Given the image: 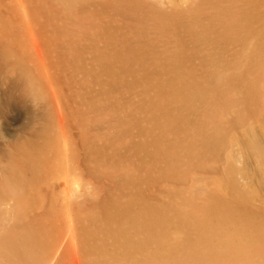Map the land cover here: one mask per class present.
<instances>
[{
	"label": "bare ground",
	"instance_id": "1",
	"mask_svg": "<svg viewBox=\"0 0 264 264\" xmlns=\"http://www.w3.org/2000/svg\"><path fill=\"white\" fill-rule=\"evenodd\" d=\"M52 3L55 7L54 26L57 25L54 36L47 38L49 53L36 25L27 15L26 0H0V61L3 60L0 70L9 65L17 70L12 78L0 72L3 76L0 80H26L31 88L30 103L39 109L35 66L54 101L59 134L53 139L38 133L34 126L28 141L14 138L0 143V264H8L7 259H13L12 262L20 260L22 256L36 262L40 260L45 245L52 241V237L48 240L46 233L42 234L39 230L35 218L38 214L33 210L41 209L45 200L53 202V194L55 196L54 192L59 189L66 215L60 235L61 242L69 251L68 264H264V217L247 208L246 201L253 197V192L242 188V183L247 184V178L241 176L242 182L235 180L239 169L231 175L234 180L230 178L233 194L229 201L221 197L213 202L192 200L190 208L182 210L181 217L177 218L170 216L164 207L154 209L151 206L153 203L149 202V196L144 198L142 193L145 190L141 189L146 178L137 176L139 168L141 172L148 171L154 146L159 155L166 156L165 145L168 142L170 146L175 138L167 141L165 130L177 132L182 128L183 121L191 122L199 114L208 115L205 105L216 99L218 91L227 93L235 80H246L241 71L228 72L236 61L231 58V52L233 55L241 54L239 59L246 65L264 71V30L261 24L264 0H52ZM79 15L87 19L82 23V31L71 27ZM116 15L139 21L145 33L148 32L145 25L149 24L148 19H152L155 40L142 38L138 42L140 46L137 44L136 47H133L132 37L120 40L119 26L108 22V19L115 22ZM91 29L94 30L92 40L91 34H88ZM159 30L163 33L162 37ZM77 31L78 34L86 33L84 40L94 48L90 49L94 55V60L90 62L99 66L114 67L117 58L121 57H118L119 51L124 50L127 61H143L148 74H151V62L158 58L159 53L160 58L172 62L167 64L174 72L169 70L163 74V80L170 82L179 76V70L186 69L184 62L187 58H198L207 67L202 66L203 79L214 80L215 83L206 87L190 75L185 77V74H180L179 81L195 80L182 82L185 84L182 88L191 90L179 92L183 105L181 109L161 110L160 115H156L151 105L143 113L126 114L124 118L116 119L113 128L107 127L106 119L101 117L96 123L100 129L98 133L86 136V130L82 129L78 140L76 134L70 132L72 142L68 143V122L60 106L54 81L55 70L48 62V55L52 54L57 61L64 52L70 53L71 47L76 49L74 44L81 37L75 36L74 40L71 33L75 35ZM251 34L253 40L246 41ZM94 40H97L96 44L92 43ZM231 43L237 48L231 49ZM244 44L246 49L242 48ZM162 53L166 56L163 57ZM62 58L67 60V56ZM27 61L31 63L28 66L25 64ZM106 76L107 73L103 74V77ZM108 84L113 90L117 82L109 81ZM1 90L0 116L4 107L28 100L24 94L16 96L10 87L2 89L0 86ZM160 91L161 88L156 89V96L160 95ZM36 114L35 122L40 120V113ZM156 127L159 129L155 130ZM107 128L114 129L112 137ZM224 132L221 126L215 125L210 128L202 125L197 131L187 132L188 140L183 144L182 157L209 155L212 147L224 142ZM257 147L264 163V151ZM108 155L126 162L130 160L129 168L122 172L109 171L105 165ZM170 158L172 167H176L179 158ZM89 162L100 167V171L94 173L98 180L105 179L109 174L118 176L122 192L128 190L125 201L115 200L97 207L99 188L85 179L83 168ZM197 191L205 193L206 186L198 185ZM138 193L142 198H138ZM89 197L95 199V207L89 208L92 211L87 219L86 215L73 217L71 199L84 204ZM78 219H85L87 224L84 221L77 227L75 221ZM172 223H176L173 227H181L180 233L184 234L176 242H171L168 234Z\"/></svg>",
	"mask_w": 264,
	"mask_h": 264
},
{
	"label": "rangeland",
	"instance_id": "2",
	"mask_svg": "<svg viewBox=\"0 0 264 264\" xmlns=\"http://www.w3.org/2000/svg\"><path fill=\"white\" fill-rule=\"evenodd\" d=\"M26 5L27 15L36 25L42 42L49 52L50 44L47 42V38L52 35L54 36V29L57 25L54 26V4L52 0H45L43 2L42 0H26ZM8 16L9 13L6 12V17ZM116 16L117 19L115 22H111V19H108V22L112 25L115 24L119 26L118 33L120 40H125L124 37L126 36L132 37V42L135 44L132 43V45H134L133 47H136L142 38L155 40L151 29L152 19H148L149 21L147 22L149 24L145 25V27L148 28V32L145 33V28L139 21H132L126 16ZM77 20L73 21L71 27L75 30L78 29L82 31V29H84L82 23L86 22L87 19L79 15ZM215 22L218 23L219 21ZM261 24L264 30V18L261 20ZM86 27H88V24H86ZM93 33L94 30L92 29L88 32V34H91L90 40L93 39ZM71 35L74 40L76 39L75 36H80L81 39L76 43L74 42V45L77 47L76 49L71 47L70 53L63 51L64 53L62 52L63 54H61L59 51L62 57L67 56V60L63 61L61 57L59 59L57 58V61H55V57H53L52 54L48 55V62L53 64L55 70L54 81L60 100V106L68 122V143L72 142L70 132L76 134L78 140L80 139L82 129L86 130V136L98 133L100 129L97 128L96 123L98 118L101 117L106 119L107 127L113 128L112 125L116 122V119L120 117L124 118L126 114L143 113L144 110L151 105L154 107L156 115L159 114L161 110H171L173 108L181 109L183 105L178 94L181 91L187 93L190 89L182 88L185 85L182 82L195 80L187 79L179 81L178 77L180 74H185V77L190 75V78L197 79L196 82L202 83L206 87H212L215 83L214 80L203 79V69L207 67L198 61V58L190 60L187 58V61L184 62V67L186 69L179 70V76L175 77V80H170V82L163 80V74H165V71L168 72L169 70L174 72L173 69L168 68L170 65L167 64V62H172L169 59L160 58L159 53L158 58H154L151 62L153 72L151 74H148L147 67L142 64L143 61L139 60L137 63L134 61H127L125 59L127 52L125 53L124 50H121V52L119 51L118 57L120 55L121 57L117 58V65H113L114 67L99 66V64L90 62L94 60V55L90 52V49L94 48L89 47L87 45L89 42L84 40V38H86V33L84 35L81 34V32L78 34L77 31L75 35L72 33ZM159 35L161 37L163 36L160 30ZM252 40L253 36L251 34L246 41L250 42ZM96 42L97 40L92 41V43L95 44ZM138 46L140 45L138 44ZM245 46L246 44H244L242 48L246 49ZM121 48H123L122 43ZM233 48L236 49L237 47L234 43H231V49ZM165 56L163 54V57ZM230 56L236 61L228 68V72L241 71L244 73L246 80H235L231 87H229L227 93L218 91L216 93V99L213 98L212 101L210 100V102L205 105L206 110H208V115L199 114L198 116H194L191 122L183 121L182 128L177 132H174L173 129L165 130L167 141L175 138V141L172 142L170 146L168 142L166 143V156L164 155L163 157V155H159L157 153V148L154 146V149H151V161L148 171L141 172L139 170L140 168L138 169L137 176L146 178V182L142 184L141 188L145 190V192L142 191L144 198L149 196L148 200L151 204L153 203L151 206H153L154 209L155 207H164L170 216H175L174 218L181 217L180 212L189 209L192 200L195 202H211L221 197L229 201L233 194L230 178L233 176L232 173L237 169L239 170L234 176L235 180L242 182L241 176H244L248 181L246 185L242 183V188H249L253 192V197L249 201H246L247 208H250V210L256 212L259 216L264 217V163L259 151L256 150V147L259 146L264 151V71L256 70L252 68L251 65H246L245 62L239 59L241 58V54L240 56L238 53L233 55L231 52ZM142 58L143 57H140L139 59ZM183 59L184 58L180 60L182 61ZM162 61L164 63H162ZM0 62H3V60ZM25 64L28 66L31 63L27 61ZM129 67H131V69H128ZM247 67L250 69L248 70ZM2 69L3 71L0 70V72H5L7 77L12 78L17 74V70L10 65L6 68L2 67ZM34 70L38 77L39 109H37L34 104L30 103L31 88L28 83H26V80H0L2 89L10 87L16 96L24 94L26 99H28L24 101V103L4 107L5 110L0 116V143L5 140H13L14 138L28 141V139L32 137V129L34 126L38 130V133L42 135L50 136L53 139L59 136L54 101L50 97L45 80L43 78L41 80L35 66ZM106 73L108 77H103V74ZM0 78H3L1 74ZM109 81L117 82L116 88L114 87L112 90L108 84ZM119 85L121 86L120 88ZM157 88H161L160 95L158 96L155 94ZM92 89L95 90L93 91ZM0 93L2 94V90ZM143 96L145 98H143ZM36 111L40 113V120H37V122H35L37 116ZM202 125L207 128L213 125L221 126L225 131L224 142L216 147H212L210 149L211 153L208 152L209 155L207 154L206 156L200 157L194 154L190 158L186 156L182 157L184 154L183 144L187 143L188 140L186 136L187 132L197 131ZM155 126L157 125L155 124ZM110 128L107 129L111 131L109 132L112 137L114 129ZM158 129L159 128L156 127L155 130ZM74 139L76 138H73V140ZM170 156L179 158V164H176L174 168L170 162ZM112 159L114 158L110 155L107 156V159L105 158V165L109 171L122 172L125 171L126 167L129 168L128 164H130V160L126 162V160L114 159L115 161H113ZM94 164V162H89L83 168H85L86 172L85 179L91 181L93 185L95 183L99 188L97 193L100 195V201L97 207L101 208L102 204L110 203L115 200L125 201L128 190L122 192L123 186L118 182V176L109 174L105 179L102 178L98 180L95 178L94 173L97 174L100 171V167ZM227 165L229 168H227ZM182 168L186 169V171ZM115 179H117V181H115ZM198 185H205L207 191L205 193L196 192V190H198ZM54 193L56 196L55 197L53 194L54 203L45 200L41 209L33 210L35 214H38L35 215V218L38 221L39 230L42 234L46 233L45 237L48 240L52 237V241L45 245L40 260H37V263L33 259L31 260L22 256L20 260L14 262H12L13 259L5 260L8 264H68L67 256L69 251L67 252V248L64 247V242H61L62 239L60 235L62 232L61 225L66 219L65 210L62 206L63 195L60 189L56 190ZM107 194L109 195L107 196ZM141 196H139L138 193L139 199L142 198ZM94 203L95 199L90 197L84 204H78L75 198L71 199L72 216L77 217L86 215L87 219L88 214L92 211H89V208H92ZM93 210L95 211V209ZM84 221L87 224L85 219L76 220V226L80 227V223ZM178 221L179 220H177L176 223H178ZM176 223H172L170 229H168L171 242L180 240L178 237L184 235L180 233L182 232L181 227L178 225V227H173ZM49 228L52 230H49ZM58 248H60V251H58ZM82 259L86 262L84 256Z\"/></svg>",
	"mask_w": 264,
	"mask_h": 264
}]
</instances>
